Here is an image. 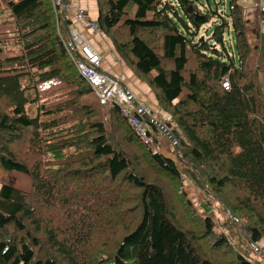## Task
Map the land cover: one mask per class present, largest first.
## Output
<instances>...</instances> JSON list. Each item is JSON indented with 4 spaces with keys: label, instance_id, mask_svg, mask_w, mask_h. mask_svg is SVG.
Listing matches in <instances>:
<instances>
[{
    "label": "trees",
    "instance_id": "16d2710c",
    "mask_svg": "<svg viewBox=\"0 0 264 264\" xmlns=\"http://www.w3.org/2000/svg\"><path fill=\"white\" fill-rule=\"evenodd\" d=\"M96 3L99 29L173 127L150 118L149 146L118 104L85 101L66 8L2 0L0 169L31 185L0 184V264H264L258 0L254 46L239 0ZM164 130L180 165L158 149ZM186 180L215 197V216Z\"/></svg>",
    "mask_w": 264,
    "mask_h": 264
},
{
    "label": "crops",
    "instance_id": "0c3cea01",
    "mask_svg": "<svg viewBox=\"0 0 264 264\" xmlns=\"http://www.w3.org/2000/svg\"><path fill=\"white\" fill-rule=\"evenodd\" d=\"M67 5L68 7L66 8V16L70 20L71 31H76L85 39L86 43L89 44L93 50L103 55L100 69H102V71H104L106 74L116 78L125 90L132 93L135 96V102L137 105L147 104L151 106L149 102L152 104V106L156 104L157 111L155 112L152 110L153 115L151 118L156 119L157 117H159L161 118L160 121L165 126H169V124L173 125L170 116L167 113L163 112L160 108H158V103L150 87L141 79H139L132 72V70L118 57L112 47L109 38L106 37L102 33V31L94 32L90 28L88 23L96 22L97 19L96 0H67ZM79 7L84 8L86 12V20H79L76 17V10ZM256 9V1L252 9L246 10L244 8L245 18L248 20V23L249 19L252 20L253 16H255V20H253V22L256 21ZM159 118H157L156 120H159ZM158 146H160L166 153H168L167 155L175 156L173 141L167 134L166 130H164L162 132V135L159 136ZM171 148L173 150H171ZM4 177L6 179L10 178V176L5 171L0 169V184L3 182L2 178ZM4 183H7V181H5Z\"/></svg>",
    "mask_w": 264,
    "mask_h": 264
},
{
    "label": "built area",
    "instance_id": "2783aa9c",
    "mask_svg": "<svg viewBox=\"0 0 264 264\" xmlns=\"http://www.w3.org/2000/svg\"><path fill=\"white\" fill-rule=\"evenodd\" d=\"M54 4L67 8V4L63 0H54ZM259 9L264 12V0H258ZM78 19L86 20L85 10L78 8L76 12ZM92 31H101L97 22L88 23ZM264 25H261V31L264 32ZM72 44L78 50L79 54L76 57V67L80 75L89 83L92 89V93L96 96L98 102L108 109L110 102H115L121 108V112L126 116L127 123L130 127L141 137L142 141L153 146V136L151 134L152 129L148 121H146L142 115H146L149 118L152 117V109L142 104L137 105L135 102V96L129 91L125 90L120 82L102 71L101 63L103 55L96 52L92 47L86 43L85 39L76 31H71ZM225 88H228L226 80L222 82ZM136 106L135 113L129 112L130 105ZM152 119V118H151ZM171 125V124H170ZM173 125L168 126L171 129ZM263 244L260 243V246Z\"/></svg>",
    "mask_w": 264,
    "mask_h": 264
},
{
    "label": "rangeland",
    "instance_id": "374dc122",
    "mask_svg": "<svg viewBox=\"0 0 264 264\" xmlns=\"http://www.w3.org/2000/svg\"><path fill=\"white\" fill-rule=\"evenodd\" d=\"M239 1L244 5V8L246 10H248V9H252V7L255 5L256 0H239ZM1 5H2V0H0V8H1ZM67 7H68V5H67ZM81 9L84 10V8H81ZM77 10H78V8H77ZM77 10H76V12H77ZM253 12H254V8H253ZM5 16H6V14L3 15L2 17H5ZM79 20H83V19H79ZM253 20H255V16H253L252 20L249 19V23L246 26V32H247V35L249 37V40H250V43L252 46H254L256 43L255 34L253 32L254 25L252 26ZM226 44H227L228 50L230 52H232L233 55L236 57V49H235L232 34L230 35V39H228V36H226ZM254 56H255V52H252L251 56L249 57V59L247 61L248 62L247 67L248 68L252 67L254 64V60H255ZM263 88H264V79H263ZM88 100H90V101L95 100V95L93 93L87 94L85 101H88ZM149 104L151 106H149L147 104H142V105H143V107L146 106V107H148V108H150L156 112L157 111V105L154 104V106H152V104L150 102H149ZM128 107H129L130 113H135V111H136L135 105L132 104ZM28 110L32 114L35 113V106L30 105L28 107ZM169 126H171V125L169 124ZM158 148L165 155L168 154L160 146H158ZM173 148H174V146H173ZM171 150H173V149L171 148ZM167 156L176 160L178 165H180L179 161L176 159V156H170V155H167ZM7 174L10 176V178H8V179H6L5 177L2 178L3 182L7 181L8 184L16 186V187L18 186V187L23 188L25 190L30 189L31 182H30L29 176L27 174L20 172V171H15V170L10 171ZM185 183H186L185 191L187 193V196L191 200L193 205L195 206L196 210L199 213L206 212L210 216H215L216 215V206H217V201H216L215 197L212 194H208L207 197H204V194L198 188H196L193 185H190L187 180L185 181ZM211 204H212V206H211ZM213 208H214V210H213Z\"/></svg>",
    "mask_w": 264,
    "mask_h": 264
},
{
    "label": "water",
    "instance_id": "95a60500",
    "mask_svg": "<svg viewBox=\"0 0 264 264\" xmlns=\"http://www.w3.org/2000/svg\"><path fill=\"white\" fill-rule=\"evenodd\" d=\"M142 116H143V118H144L146 121L150 120V118H149L148 116H146V115H142ZM167 134H168V132H167Z\"/></svg>",
    "mask_w": 264,
    "mask_h": 264
}]
</instances>
